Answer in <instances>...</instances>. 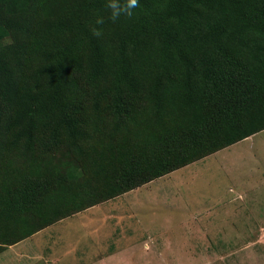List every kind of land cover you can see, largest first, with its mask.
Masks as SVG:
<instances>
[{"label":"trees","instance_id":"16d2710c","mask_svg":"<svg viewBox=\"0 0 264 264\" xmlns=\"http://www.w3.org/2000/svg\"><path fill=\"white\" fill-rule=\"evenodd\" d=\"M105 3L0 0L3 248L264 131V0H139L115 23ZM112 170L126 187L78 208Z\"/></svg>","mask_w":264,"mask_h":264},{"label":"rangeland","instance_id":"374dc122","mask_svg":"<svg viewBox=\"0 0 264 264\" xmlns=\"http://www.w3.org/2000/svg\"><path fill=\"white\" fill-rule=\"evenodd\" d=\"M103 112L101 116L108 111ZM130 115L133 117L134 111ZM87 126L94 141L113 128L96 120ZM113 142L118 144V140ZM152 144L144 132L133 127L125 146L136 151L144 145L151 152ZM212 155L170 173L168 178L152 181L153 187L95 205L98 217H108L110 233L111 225L118 227L124 247L134 248L135 254L126 264H264V131ZM98 172L76 189L82 199L78 208L99 195H116L126 187L115 188V170ZM244 196L248 198L242 199ZM138 200L149 201L153 208L143 214L144 210L137 208ZM6 235L2 234L0 241L9 239ZM5 250L0 246V256ZM0 264L5 263L2 260Z\"/></svg>","mask_w":264,"mask_h":264},{"label":"crops","instance_id":"0c3cea01","mask_svg":"<svg viewBox=\"0 0 264 264\" xmlns=\"http://www.w3.org/2000/svg\"><path fill=\"white\" fill-rule=\"evenodd\" d=\"M205 159L200 162H204ZM189 167L190 165L185 168ZM169 175L164 177L168 178ZM153 182L122 196L136 193L148 186L153 187L151 185ZM149 194H152L150 197L154 195L151 192ZM246 198L248 196L242 197V199ZM139 201L137 208L144 210L143 214L147 208H153L148 204L149 201L148 203L146 200V203ZM97 208L95 206L86 208L53 223L17 244L6 247L4 255L0 256V261L3 260L5 264H126V259L135 254L134 248L124 247V239L118 237L120 230L118 227L115 229L111 225L112 233H110L106 221L108 217L105 215L98 217ZM149 214L155 216L153 212Z\"/></svg>","mask_w":264,"mask_h":264},{"label":"clouds","instance_id":"9594fccd","mask_svg":"<svg viewBox=\"0 0 264 264\" xmlns=\"http://www.w3.org/2000/svg\"><path fill=\"white\" fill-rule=\"evenodd\" d=\"M105 7L109 12V19L115 23L121 17L132 18L135 15V10L140 7V3L139 0H106ZM104 22L103 17H98L95 20L97 26L103 25ZM92 34L99 38L102 31L99 27H93Z\"/></svg>","mask_w":264,"mask_h":264}]
</instances>
